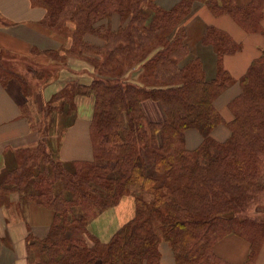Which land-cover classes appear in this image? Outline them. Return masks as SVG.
I'll return each instance as SVG.
<instances>
[{"label": "trees", "instance_id": "16d2710c", "mask_svg": "<svg viewBox=\"0 0 264 264\" xmlns=\"http://www.w3.org/2000/svg\"><path fill=\"white\" fill-rule=\"evenodd\" d=\"M32 1L46 9L49 29L62 26L71 32L69 48L47 54L56 61L84 55L93 66V81L73 91L92 95L95 103L92 160L73 163L72 172L40 142L24 152L26 165L13 177L12 186L19 190L38 168L30 199L54 215L44 239L28 234V251L37 245L41 254L30 264H160V238L170 246L175 264H229L214 253L228 235L249 243L244 264H255L264 220L241 214L264 203V50L239 80L240 93L228 103L231 120L225 122L214 106L232 81L222 59L241 44L207 27L202 44L216 52L217 74L206 80L199 60L181 64L189 53L181 23L200 1L215 16L229 15L247 33L262 32L264 0L245 6L236 0H180L169 10L147 0ZM144 7L151 11L149 18ZM116 14L124 25L111 29L100 23ZM152 44L146 53L133 56L137 62L132 69L141 73L127 77L131 68L118 66L119 59H132L129 53ZM12 78L25 87L11 60L0 55V84ZM146 100L162 106L164 122L147 120L142 109ZM222 124L229 135L217 141L211 133ZM189 130L202 137L193 149L186 147ZM132 185L152 201L135 198V217L108 243H100L88 232V223L128 195Z\"/></svg>", "mask_w": 264, "mask_h": 264}, {"label": "crops", "instance_id": "0c3cea01", "mask_svg": "<svg viewBox=\"0 0 264 264\" xmlns=\"http://www.w3.org/2000/svg\"><path fill=\"white\" fill-rule=\"evenodd\" d=\"M147 1L164 10L180 2ZM236 1L245 6L251 0ZM262 12V32L247 33L229 15L215 16L200 1L193 3L189 15L181 23L189 50L181 64L199 60L206 80L214 79L217 74L216 52L211 46L202 44L207 27L219 29L241 44L239 51L222 59V67L232 81L217 97L214 106L225 122L231 120L227 105L240 93L239 80L264 50V7ZM47 24L46 9L32 0H0V55L14 63V70L26 84L23 87L16 78L0 84V264H29L28 234L44 239L54 218L51 210L30 199L35 194L33 180L38 168H33L32 178L21 183L19 190L12 186L14 175L26 165L24 160L28 154L24 152L33 151L44 142L46 152L66 167L93 158L90 125L94 97L74 95L73 88L89 85L95 78L94 68L84 55L69 54L59 61L51 58L47 52L70 47L71 32L60 34L50 30ZM86 40L96 43L90 38ZM133 74L128 71L127 77L133 78ZM49 106L53 108L50 113ZM152 107L156 108V104L144 103L146 118L154 122L164 120L160 107L157 105V112H152ZM228 135L223 124L211 133L217 141L225 140ZM185 139L186 146L187 142L192 144L189 149L200 143L199 133L193 130L186 132ZM129 202L124 199L128 206ZM130 207H133L131 203ZM249 249L248 242L228 235L214 246V253L229 264H244ZM163 257L161 254L160 264H164ZM255 264H264V247Z\"/></svg>", "mask_w": 264, "mask_h": 264}, {"label": "rangeland", "instance_id": "374dc122", "mask_svg": "<svg viewBox=\"0 0 264 264\" xmlns=\"http://www.w3.org/2000/svg\"><path fill=\"white\" fill-rule=\"evenodd\" d=\"M143 12L145 13L146 16H148V18L150 17L151 11L148 10L147 7L143 8ZM100 23L101 24H108L109 26L111 25L112 28H116V27H119L120 25L122 26L125 24L124 20L121 21L120 16L118 14L114 15L113 18L101 19ZM69 26H71V25H69ZM50 30H53V31L58 32L60 34L61 33L66 34L69 32V30H67L66 28H64L62 26L53 27L52 29L50 28ZM153 44L155 45V42ZM153 44L150 45V47L145 46L141 49H138V51H136V52L134 51L132 53H129V55L130 54L132 55V59H127V58L119 59V64H117V65L118 66L122 65L121 67L123 69H125V68H127V69L131 68L132 69L134 67L135 63L137 62V61H135V59H137V58H134L133 56L134 55L139 56V55L146 53L153 46ZM11 64H12V62H11ZM22 65L24 66V64H21V66ZM131 69H130V72H133L134 74L140 71V68H136V67L132 70ZM140 73H141V71H140ZM135 76H136V74H135ZM147 101H151V100L144 101L142 103V109H143L144 103ZM151 102L156 104V108L152 107L153 108L152 112L158 111V108H157V105H158L160 107L162 117H164V120H162L160 122L149 121L148 118H147V120L149 122H153V123L164 122L166 120V115H165V112H164L162 106L158 102H155V101H151ZM143 111H144V109H143ZM193 131L198 132L197 130H193ZM199 135H200V133H199ZM201 139H202V137L200 135V141H201ZM190 146H192V144L187 142L186 147L190 148ZM146 161H147L148 165H149V163L151 164V157L149 156L148 158H146L145 162ZM148 168H150V166ZM71 171L74 172L73 167H71ZM150 171H151V168H150ZM261 182H262V184L264 183V174H263V177L261 178ZM55 189H56V191L61 190V183L57 182V186L55 187ZM137 197L144 199L148 203H150L152 201V196L150 194L145 193V192H141L136 185H132L130 187V193L128 195L121 196L120 199L113 206L108 207V208L104 209L103 211H101L96 218L92 219L88 223V227H87L88 232L92 236H94L96 239H98L100 241V243H103V244L108 243L113 238V236L122 227H124L127 223H129L135 217V213H136V199L135 198H137ZM125 198L129 199V201H130L129 206L126 205V203H127L126 201H125L126 203H124ZM130 203H131V205H133L132 208L130 207ZM241 215H244V216L250 217V218L264 220V203L261 202L259 204H255V205L250 206ZM263 247H264V241L262 243L260 251ZM158 248H159V253H160V259H161V254L164 255V257H163L164 264H175L173 253H172V250H171L170 246L168 245V243L164 242L160 238ZM260 251H259V253H260ZM259 253H258V255H259ZM39 258H41V254L39 252L38 246L37 245L32 246L29 249L28 263L29 264L35 263L36 261L39 260ZM257 258H258V256H257Z\"/></svg>", "mask_w": 264, "mask_h": 264}]
</instances>
